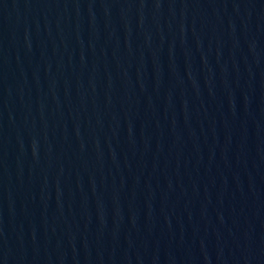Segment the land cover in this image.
<instances>
[{
    "label": "water",
    "instance_id": "water-1",
    "mask_svg": "<svg viewBox=\"0 0 264 264\" xmlns=\"http://www.w3.org/2000/svg\"><path fill=\"white\" fill-rule=\"evenodd\" d=\"M0 264H264V0H0Z\"/></svg>",
    "mask_w": 264,
    "mask_h": 264
}]
</instances>
